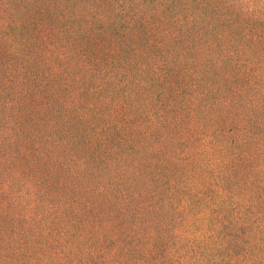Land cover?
<instances>
[{"label":"rangeland","instance_id":"rangeland-1","mask_svg":"<svg viewBox=\"0 0 264 264\" xmlns=\"http://www.w3.org/2000/svg\"><path fill=\"white\" fill-rule=\"evenodd\" d=\"M0 264H264V0H0Z\"/></svg>","mask_w":264,"mask_h":264}]
</instances>
